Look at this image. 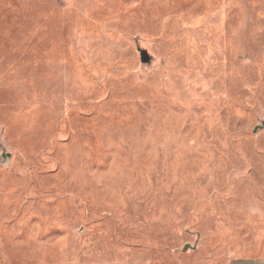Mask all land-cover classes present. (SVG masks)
Instances as JSON below:
<instances>
[{
  "label": "rangeland",
  "instance_id": "374dc122",
  "mask_svg": "<svg viewBox=\"0 0 264 264\" xmlns=\"http://www.w3.org/2000/svg\"><path fill=\"white\" fill-rule=\"evenodd\" d=\"M0 264H264V0H0Z\"/></svg>",
  "mask_w": 264,
  "mask_h": 264
},
{
  "label": "water",
  "instance_id": "95a60500",
  "mask_svg": "<svg viewBox=\"0 0 264 264\" xmlns=\"http://www.w3.org/2000/svg\"><path fill=\"white\" fill-rule=\"evenodd\" d=\"M140 59H141V62L143 63V64H146V63H148L150 60H151V57L148 55V53H147V51H145V50H141L140 51ZM195 248V246H190L189 244H187V245H185L184 247H183V252H186V251H188L189 249H194Z\"/></svg>",
  "mask_w": 264,
  "mask_h": 264
}]
</instances>
